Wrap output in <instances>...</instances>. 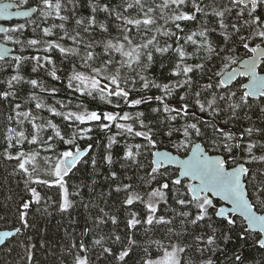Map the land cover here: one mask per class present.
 Instances as JSON below:
<instances>
[{
    "label": "snow or ice",
    "instance_id": "snow-or-ice-1",
    "mask_svg": "<svg viewBox=\"0 0 264 264\" xmlns=\"http://www.w3.org/2000/svg\"><path fill=\"white\" fill-rule=\"evenodd\" d=\"M40 5V15L45 22L48 19L60 21L59 24L43 27V35L52 36L53 29L59 28L64 33L60 39L67 37L75 46L65 47L60 43L35 38L28 39L27 45L35 47L43 44L46 53L58 49L65 58L78 57L80 68L85 70H78L76 63H73L67 77V88L93 100L99 98L113 110H88L79 103L75 105L77 110L72 111L69 108L71 100L67 104L56 101L61 109L68 110H57L52 106H48L47 110L67 122L62 134L59 124L51 119L44 121L43 117L33 115L31 111H17L22 105L14 104V116L7 117L9 124L14 119L18 125H22L25 120L31 124V131L28 132L8 126L4 135L6 147L3 156L6 160L16 161L14 174L23 176L25 191L30 193L26 200L21 198L16 208L21 227H17L15 233L19 234L22 229L33 226L28 219L33 207L37 212L48 213V202L52 198L42 195L33 185L58 187L59 199L55 203L59 211L68 212L74 207L73 197H81L82 193L80 185L73 186L76 190L70 192L65 177L79 164H90L93 179L91 184L85 183L83 187L94 191L97 183L95 176L99 175L98 163L106 162L109 166L114 163L112 148L118 143L117 136L133 140L139 137L144 143H125L121 157V168L133 170V175L125 176L124 179L129 182L121 181L114 189L110 185L108 195H111L112 190L124 192L122 206L139 203L143 208H126L125 231L121 234L115 230L119 226L118 217L99 207L93 227L85 228L82 236L102 229L109 222L114 229L95 236L91 248L83 239L78 245L73 242L71 249H76L74 264H91L90 253L97 248V261L103 257L109 264H128L132 253L140 247L133 231L138 226L144 227L145 235L158 228L163 229L161 239H149L148 246L143 247L147 258L142 259V264H217L221 255L225 256L229 264H244L242 251H232L229 256L228 246L233 242V233L236 234V240L246 242L253 235L252 230L257 228L259 233L254 243L264 249V214L253 211L257 207L264 209V167L256 168L255 171L251 167L254 164L264 165V75L258 72V68L264 71V67H261L264 65V0H208V3L204 0H121L116 5L88 0L87 7L91 15L75 19L74 34H70L65 27L71 17L61 13L74 12L78 6H82L78 0H40ZM12 7L11 4H0V17L11 16L13 13L9 9ZM100 13L104 14L103 20L98 19ZM15 14L28 16L29 12ZM213 18L215 26L210 27ZM113 20L119 23L113 24ZM181 22H199L197 30L184 37V43L190 42L196 46L195 55L201 62L187 63V59L194 54L187 53L184 45L180 44L181 36L177 35V31L184 32ZM23 28L24 25H19V28L0 31L16 32ZM112 28H115L117 35H111ZM77 29H82L89 38L85 39ZM97 29L108 35L97 41L93 38ZM160 37L167 38L163 44ZM173 38L175 47L168 42ZM257 39L259 43H255ZM14 42L24 43L20 40ZM250 42L255 46L250 47ZM238 46L251 55L243 60L234 57L232 53L237 51ZM97 48L100 51H96ZM36 50L40 51L38 48ZM8 51L7 48H0V60H4ZM170 51L176 56L170 76L178 79L157 83L147 73L156 62V54L163 57ZM27 59L36 61L31 69L34 73L44 67L40 63L42 59L47 64H53L50 75L54 80L60 79L50 56L17 55L14 65H11L16 74L0 83H6L9 89L13 88L14 82L27 83L54 95L57 88H45L37 79L25 80L19 74L22 60ZM214 59H219L223 65L220 71L213 72L208 68ZM237 63L240 64L239 69L229 70L231 65ZM160 67L166 65L161 62ZM196 73L201 75L196 77ZM237 75L248 78V83L243 84L239 94L229 87ZM205 76L207 80L202 82ZM153 88L163 95H139L133 98V93ZM180 90H183V94ZM173 96L179 99L175 107L168 103V98ZM9 98H17L15 91L0 92V99L8 101ZM30 99L36 100V94L31 93ZM151 100L160 105L151 108V115L144 111L134 114L120 111L122 105L136 108ZM35 107L42 109L46 106L37 102ZM161 114L163 118H160ZM37 120L42 122L37 123ZM80 125H94L100 131L108 132L113 126L117 129L107 137L105 153L99 161L96 156L89 155L94 149L93 143H88L86 149H81L78 143L92 140L90 133L93 127ZM47 129H51L52 134L45 138L43 133ZM177 133L183 139H177L174 147L178 152L184 149L188 153L186 158L180 159L168 151H151L157 149L160 143L157 137H167L171 141ZM25 142L39 145L45 153L54 155L41 157L39 151H25L22 148L13 154L11 150ZM57 144L69 147L57 151ZM145 151L154 157L148 162L147 169L141 162ZM84 156L88 159L82 160ZM38 157L45 167H41ZM166 162L178 166V175L175 171H169ZM140 171H144V175H139ZM118 179L117 172L112 170L105 177L108 181ZM185 179L189 182L185 183ZM133 180H138L139 184L134 185ZM248 185L256 189L255 202L250 198ZM140 188L149 190L142 193ZM103 196L101 193L98 199H103ZM216 198L231 207H218ZM84 206L89 207L87 204ZM92 206L98 207L94 202ZM237 214L247 222L246 225H239L241 231L238 233ZM11 235L10 232L0 233V243ZM153 245L155 254L150 251ZM34 247L29 245L26 248L29 264L33 260L31 249Z\"/></svg>",
    "mask_w": 264,
    "mask_h": 264
},
{
    "label": "trees",
    "instance_id": "trees-1",
    "mask_svg": "<svg viewBox=\"0 0 264 264\" xmlns=\"http://www.w3.org/2000/svg\"><path fill=\"white\" fill-rule=\"evenodd\" d=\"M20 5L29 6L35 4L37 6V10L33 13L32 16L26 17L24 19L13 20L6 23V30L12 28H19V25H24L23 29H20L16 32L4 31L0 33V39L4 40L13 45V50L17 52V54L21 57H32L39 55L41 57L50 56L54 62V67L56 70L57 76L60 77L59 80H54L50 75V72L53 70V64H47L43 59L40 61L41 64H44V67L38 68L37 72H32L31 69L36 65V61L32 59L22 60L20 65L19 74L22 75L25 80L37 79L39 83L45 88L51 89L55 87L58 91L54 95H50L47 91H41L40 87L37 86L33 88L30 84L20 83L16 84L14 82L13 88L9 89L6 83H0V92L6 90H12L16 93V99L12 100L9 98L8 101L0 99V230L1 229H16L17 227H21V224L17 217L16 208L20 204L21 198L25 200L28 198L30 193H27L24 188V178L22 175L14 174V168L16 166V161L14 160H6L3 156V150L6 147L4 141V135L6 132V128L8 126L15 127L17 130H25L26 132L31 131V124L28 120H25L22 125H18L15 119L9 124L7 117L9 115L14 116L13 106L15 103H20L22 107L17 111H31L33 115H37L44 118V121L51 119L54 123H57L62 128L66 121L63 120L62 117L53 116L48 110V106L56 107L57 110L67 111L68 109H61L60 105L56 103V101H62L67 104L69 100H71V105H69L70 110L76 111V104L82 103L86 106L88 110H108L112 111L111 106L105 104L103 101L99 100V98L93 100L91 97L81 95L79 92H74L71 89L67 88V77L70 75L71 66L73 63H76L78 70L84 71L85 69L80 68L81 61L78 57H63L59 53L58 49H52L49 52H44L43 48L45 45H37L35 47H31L27 45L28 39H40V40H48L51 42L60 43L65 47H74L72 41L67 37L64 39H60L61 36L64 35L63 31L59 28L53 29L52 36H44L42 32L43 27H50L53 23L59 24L60 21L54 19H48L46 22L40 15V0H16ZM93 3L97 2V0H92ZM101 4L105 2H110L113 5L119 4L121 0H99ZM205 3H208V0H204ZM218 2H223V0H218ZM78 4L82 6H78L74 12H62V15H69L71 19L66 24V30L70 34L73 33V29H76V25L74 23L76 18L87 17L91 15L90 8L87 7L88 0H78ZM71 8V5L68 6ZM199 15V14H198ZM104 14H98V19L103 20ZM119 23L118 21L113 20V24ZM184 27V32L180 33L177 31V35L181 36L180 44L184 45L185 51L187 53H192L194 55L190 56L187 59V63L195 64L201 62L196 58V46L192 45L190 42L185 44L184 37L188 34H191L192 31L197 30L199 22H181ZM39 25V27H36ZM215 26V20L212 19L210 25ZM35 29V31H33ZM81 32V35L88 39V34L83 33L82 29H77ZM108 34L101 33L97 29L94 33L93 38L97 41L104 39ZM111 35H117L115 28L111 29ZM161 44L167 39L166 37H160ZM194 39H199L198 37H194ZM20 40L23 41V44L15 43L14 41ZM169 43L173 44L175 47L174 38L168 40ZM260 41L257 39L255 43H259ZM255 46V44L250 42V47ZM82 47V46H81ZM40 49L37 51L36 49ZM96 51H100L99 48ZM247 50L238 46L237 51L232 53V55L238 59L250 54L247 53ZM81 55H83V50L81 51ZM226 55V54H225ZM156 62L151 66L147 75L149 78H153L157 83H168L169 81H174L178 79L177 77L170 76L171 69L175 63L176 56L173 52H169L165 56L161 57L158 54L155 55ZM163 62L166 67L161 68L160 64ZM14 57H4V60H0V81H7L10 79L11 75L16 74L13 71L11 65H14ZM222 65L219 59H214L209 65L208 68L211 71H218V67ZM261 67H264L262 65ZM260 71V68H258ZM210 74V73H209ZM201 74L196 73L195 76L199 77ZM246 77L239 76L235 81H233L229 87L232 90L238 92V94L243 90L241 84L245 80ZM207 77H204L202 82H206ZM35 93L37 99H30V94ZM180 93L183 94V90H180ZM133 98H137L139 95L145 96H159L163 95L161 91L158 89H151L148 91H144L141 93H133ZM37 102H42L46 107L42 109H36L35 105ZM168 103L170 106H177L179 104L178 96H173L168 98ZM159 103L155 100L149 101L148 104H142L136 108H128L127 106H123L120 109L121 112L127 111L134 114L136 111H144L147 114L151 115V108L159 107ZM199 114V113H198ZM203 115V114H199ZM160 118H163V114L160 115ZM206 119L207 117L204 116ZM23 119V117H20ZM30 119V118H29ZM42 121L37 120V123H41ZM176 123V122H173ZM183 123V121H180ZM93 127L92 140H81L78 141L81 148L87 147L88 143L94 144V149L89 153V155H94L99 158L102 154L105 153V145L107 144V137L117 131L115 126L112 127L111 132L108 131H100L94 125H80V127ZM178 126V125H177ZM70 131V130H69ZM52 130L47 129L43 135H51ZM160 141L158 143L157 148H166L170 149L173 152H176L180 155H185L187 152L184 149H180L178 152L174 144L177 139H183L182 135L179 133L175 134L171 141L167 137H157ZM118 143L112 148L113 155V165L109 166L107 163H98V172L99 175L95 176L97 181L94 186V191H89L88 188H84L83 184L88 183L91 184L93 179L92 173L93 169L90 164L81 163L77 166L73 172L69 173L67 177H65L68 182L69 191L73 192L76 189L73 187L75 185H80V191L82 193L81 197H73L75 200L74 207L69 209L68 212H61L58 209L57 204L55 203L59 199V189L58 187L46 188L38 185H33L37 187L38 191L41 192L45 197L50 196L52 198L49 201L50 207L48 208L47 214H42L40 212L35 211V207L30 210V215L28 217L31 227L27 229H22L21 233L17 234L15 231L11 236L6 238L4 243L0 247V264H29L27 259V251L26 248L29 245H35L33 249H31L33 254V260L31 264H74V256L76 253V249H71V245L73 242L79 244V241L83 239L84 243L91 248L92 239L98 234H105L114 229V226L109 222L106 226L102 227L100 230H95L90 233L88 236H82L85 228L93 227V220L99 214V207H103L106 212L111 215H116L119 220V226L115 230L123 234L125 231V221L127 218V210H140L143 208V205L136 203L133 206H122V201L125 198V193L120 192L117 193L114 190L111 191V195H108L111 189H114L117 183L121 181L127 183L129 181L125 180V176H132L133 170H125L121 168V157L123 156V149L125 143H144L142 138H135L134 140L131 138H125L121 136H117ZM199 141V139H197ZM200 142V141H199ZM98 143V147L96 144ZM68 145L57 144V151H62L67 149ZM23 149L25 151H39L41 157L44 155H54L53 153H45L39 145H29L25 142L22 146H17V148L12 149L11 151L15 154L16 151ZM74 150V149H73ZM154 150V149H153ZM151 150V151H153ZM259 154V153H257ZM88 159L87 156L82 157V160ZM41 167H45L42 159L38 157ZM151 160V155L145 151L144 157L141 162L145 164L146 169L148 162ZM170 172L175 171L177 174V168L173 166H167ZM253 171L256 168L264 167V165L254 164L251 166ZM110 170L116 171L119 179L116 181H108L105 180V177L109 175ZM139 175H144V171H140ZM183 179V178H182ZM134 185H138V180L132 181ZM185 183H188V180H184ZM155 187V183L152 185ZM149 189L140 188L142 193H146ZM103 193V199H98L99 195ZM248 193L250 194V198L255 202V197L257 195L256 189L251 185H248ZM147 197L145 196V199ZM218 201V205L220 204V200L216 198ZM92 202L98 205V207H93ZM89 205V207H85L84 205ZM127 208V210H126ZM255 210L259 212H264V209L259 207L255 208ZM219 220V218H217ZM245 224V221L242 217L237 215V228L236 233L240 232L241 229L239 227L240 224ZM246 225V224H245ZM136 234V239L140 247H137L135 251L131 255V259L128 264H142V259L147 258L145 253L143 252V247L148 246L149 239H161L163 236V229L158 228L152 232H149L147 235L144 233V227L138 226L136 230H133ZM253 235L249 237V239L245 241H240L235 239V233H233V242L228 246L227 254L230 256L232 251L240 250L242 251L244 257V264H264V249H260L258 244L254 243L256 239V234L259 233L257 231H252ZM31 238V239H29ZM71 249V251H70ZM150 251L155 254V246L153 245L150 248ZM99 252V249L93 250L90 255L92 256L91 264H109L107 260L103 257L99 261L96 259V255ZM217 264H229L226 260L225 256L221 255Z\"/></svg>",
    "mask_w": 264,
    "mask_h": 264
},
{
    "label": "water",
    "instance_id": "water-1",
    "mask_svg": "<svg viewBox=\"0 0 264 264\" xmlns=\"http://www.w3.org/2000/svg\"><path fill=\"white\" fill-rule=\"evenodd\" d=\"M0 4H11L13 5L12 8L9 9V12L13 13L11 16H8V17H0V29H5L6 30V23L9 22V21H13V20H19V19H24L26 17H30L33 15V13L37 10V6L35 4L33 5H29V6H23V5H20L16 0H0ZM18 12H29V15L28 16H21V15H16L15 13H18ZM4 31H0V33H2ZM0 48H7L9 51H8V55H6L5 57H15L17 56V52L13 50V45L8 43V42H5L4 40L0 39ZM251 55L248 54L242 58H240V60H243V59H247L248 56ZM240 67V64L237 63V64H233L231 65L230 69L231 70L232 68H235V69H239ZM259 74L260 75H264V71H259ZM239 77V75H237V77L235 78V80ZM233 80V81H235ZM231 81L230 84L233 82ZM248 83V78L246 77L245 80L243 81V83L241 84V87L243 86V84H246ZM229 84V85H230ZM199 142V141H197ZM87 147H83L81 149H86ZM156 150H160V151H168L170 152L173 156H177L178 158L180 159H183V158H186L187 154L186 153L185 155H180L176 152H173L171 151L170 149H166V148H157V149H154L153 151H156ZM190 151V149H189ZM151 159H154V157L151 156ZM166 166H173V167H176L177 168V175H178V166L175 165V164H171V165H168L167 162H166ZM219 199V198H217ZM223 206H227V207H231V205L227 204V202L223 201V200H220V204L218 205V207H223ZM253 211L257 212L258 214H264V212H259L257 210H255V208L253 209ZM238 216H240L239 214H237ZM242 217V216H240ZM243 218V217H242ZM244 219V218H243ZM247 222L245 221V224ZM15 231V228L14 229H1L0 230V233H3V232H10V233H13ZM252 231H257L259 232V229H253ZM9 237V236H8ZM8 237H5L4 238V241L6 240V238ZM4 243V242H3ZM3 243H0V247Z\"/></svg>",
    "mask_w": 264,
    "mask_h": 264
},
{
    "label": "rangeland",
    "instance_id": "rangeland-1",
    "mask_svg": "<svg viewBox=\"0 0 264 264\" xmlns=\"http://www.w3.org/2000/svg\"><path fill=\"white\" fill-rule=\"evenodd\" d=\"M222 68H223V65H220V66L218 67V71H220Z\"/></svg>",
    "mask_w": 264,
    "mask_h": 264
}]
</instances>
